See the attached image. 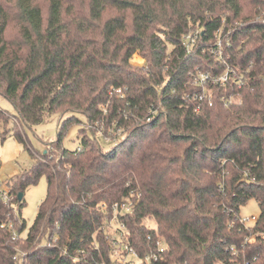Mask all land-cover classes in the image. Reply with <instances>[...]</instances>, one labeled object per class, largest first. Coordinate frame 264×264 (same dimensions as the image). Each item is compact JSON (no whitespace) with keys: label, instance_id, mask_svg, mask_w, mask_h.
Returning a JSON list of instances; mask_svg holds the SVG:
<instances>
[{"label":"trees","instance_id":"16d2710c","mask_svg":"<svg viewBox=\"0 0 264 264\" xmlns=\"http://www.w3.org/2000/svg\"><path fill=\"white\" fill-rule=\"evenodd\" d=\"M263 17L264 0H0V95L21 127L14 137L30 150L26 129L70 114L51 142L59 157L33 154L0 190V264H18L19 250L27 264H121L106 227L128 201L117 219L142 261L128 264H264ZM196 31L188 52L183 35ZM229 67L237 79L194 84L196 68ZM208 90L211 103L199 99ZM9 114L0 107L2 124ZM79 115L94 127L69 150ZM43 176L28 226L25 193ZM251 199L260 213L247 226ZM160 239L166 251L146 263Z\"/></svg>","mask_w":264,"mask_h":264},{"label":"rangeland","instance_id":"374dc122","mask_svg":"<svg viewBox=\"0 0 264 264\" xmlns=\"http://www.w3.org/2000/svg\"><path fill=\"white\" fill-rule=\"evenodd\" d=\"M131 64L138 67H146L147 63L145 58L141 54H135L131 58ZM206 72H202L198 68H196L194 75V81L197 85V81L202 78V75ZM211 93V91H209ZM0 107L10 113L7 115L9 121L6 124H2L0 122V190L5 189V191H9L6 187V183L10 181L14 176L23 173L25 170H28L34 162V155L42 156V153L49 154L55 159L59 157V151L55 150L51 142H54L57 138L58 126L60 123V119H66L70 114H66L64 117H61L59 113L51 114L43 119V121L30 129H26L27 135V148L20 143L14 137V128L19 127L21 129L18 122H15V117L13 113L15 112L12 104L0 95ZM12 114V115H11ZM83 119V124L81 126H72L69 128L67 135L64 138L63 146L69 150H76L80 147V134L79 129L81 127H87V129H91L94 126L91 123H87L86 119H84L81 115H79ZM61 119V120H62ZM5 125V126H4ZM95 126L101 129V132L104 131L102 126L97 122ZM8 131L3 138L2 133L4 131ZM112 131V130H111ZM113 132V131H112ZM113 135V134H112ZM110 137H113V136ZM119 135V132H118ZM101 144L106 148L109 147L110 142L107 144L105 140L102 138L99 139ZM47 178L45 176L41 177L36 185L29 186L25 193L24 204L21 208V216L27 222L28 226H30L37 217L38 209L42 201L45 199L47 195ZM14 197L11 196V199ZM260 213V208L258 203L251 199L247 203V205L241 207L240 215L243 220H247V226H252L255 223L254 217H258ZM146 224L148 226L154 227L155 223L152 220H147ZM120 223L118 219H115L114 214L112 217V221L110 220L109 225L106 227V234L108 235V242L111 243L112 249V258L114 261L121 264H128L131 261V257L125 256H116L115 248L113 247L114 238L118 239L120 237ZM25 235V234H24ZM254 238H251L252 241ZM121 240L120 238L117 240ZM20 254L16 256V261L20 264V257L22 258V254L25 251L19 250ZM119 252L117 251V255ZM28 261L24 257V261L21 264H27ZM136 263V262H135Z\"/></svg>","mask_w":264,"mask_h":264},{"label":"built area","instance_id":"2783aa9c","mask_svg":"<svg viewBox=\"0 0 264 264\" xmlns=\"http://www.w3.org/2000/svg\"><path fill=\"white\" fill-rule=\"evenodd\" d=\"M261 19V18H260ZM264 22V17L263 19H261ZM199 31H196L195 33H188L183 35V44L184 46L187 48L188 52H191V50L194 47L195 41L197 40ZM230 78L232 79H237V74L235 69L232 68H228L227 71L222 75V76H212L209 73H204L202 75V78H200L196 83L197 84H204L208 81H211L212 79L215 82H219L222 84H225ZM210 90L204 92L203 94H201L199 96V99H208L209 102H212V92H209ZM132 202L128 201L126 203L123 204H119V203H115L113 205V212H114V217L115 219H117V217L119 215H123L125 213H129L131 212V208H132ZM254 220L256 219L255 217L253 218ZM247 220H243V222L246 224ZM2 227H4V225H2ZM9 227H12V224L9 225ZM120 239L119 241H117L118 239L114 238L113 241V247L115 248L116 251V256H123V253L126 252L128 257H131V261L128 260V262H133V263H139L142 262L138 256V253L131 248L125 241L127 239V231L125 229V227L123 226V224L120 223ZM117 251L119 252V254L117 255ZM166 251V246L164 244V241L162 239L157 241V251H152L150 252L148 255L145 256L144 261L146 263H150L152 260H158L161 259V255ZM26 255L22 254V258L20 257V261L23 262L24 261V257ZM26 259V258H25ZM27 260V259H26Z\"/></svg>","mask_w":264,"mask_h":264},{"label":"water","instance_id":"95a60500","mask_svg":"<svg viewBox=\"0 0 264 264\" xmlns=\"http://www.w3.org/2000/svg\"><path fill=\"white\" fill-rule=\"evenodd\" d=\"M22 199H23V193H20L19 194V201H22Z\"/></svg>","mask_w":264,"mask_h":264}]
</instances>
